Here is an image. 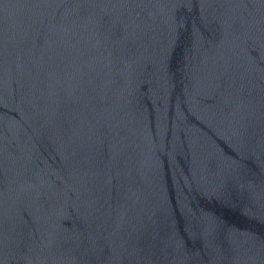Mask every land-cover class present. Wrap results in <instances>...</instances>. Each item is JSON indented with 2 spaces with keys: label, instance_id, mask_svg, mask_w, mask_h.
<instances>
[{
  "label": "water",
  "instance_id": "1",
  "mask_svg": "<svg viewBox=\"0 0 264 264\" xmlns=\"http://www.w3.org/2000/svg\"><path fill=\"white\" fill-rule=\"evenodd\" d=\"M0 264H264V0H0Z\"/></svg>",
  "mask_w": 264,
  "mask_h": 264
}]
</instances>
